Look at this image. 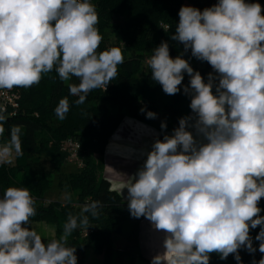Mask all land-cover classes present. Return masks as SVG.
<instances>
[{"label":"clouds","instance_id":"1","mask_svg":"<svg viewBox=\"0 0 264 264\" xmlns=\"http://www.w3.org/2000/svg\"><path fill=\"white\" fill-rule=\"evenodd\" d=\"M171 39L184 52L207 62V81L183 55L173 58L167 42L152 49L151 78L167 95L183 87L191 115L172 133L157 138L141 167L121 190L133 218L147 219L163 234L162 250L150 264H210L241 249L254 254L251 230L264 254V7L250 0H218L203 10L182 6ZM91 0H0V89L30 88L53 70L61 81L76 78L69 92L83 105L88 94L118 77L122 50L100 51L103 36ZM70 110L67 97L54 109L58 120ZM148 119L157 114L146 111ZM0 114V136L5 129ZM161 130L167 128L162 122ZM20 128L0 145V164L23 155ZM71 201V193L62 195ZM35 200L27 187H8L0 196V264H77L68 240L77 228L91 226L102 203L82 205L69 214L59 238L45 242L30 225ZM253 264H264V256Z\"/></svg>","mask_w":264,"mask_h":264},{"label":"trees","instance_id":"2","mask_svg":"<svg viewBox=\"0 0 264 264\" xmlns=\"http://www.w3.org/2000/svg\"><path fill=\"white\" fill-rule=\"evenodd\" d=\"M218 0H91L99 16L97 27L103 36L99 50L111 47L122 50L124 63L118 67V77L107 89L91 91L85 103L77 106L78 97L69 92V84L79 81H61L53 70L46 74L38 85L30 88L14 87L19 95V109L15 117L5 119V129L0 136V143L10 140L11 129L20 128L23 155L14 157L13 164H0V196L8 187H27L35 200L36 215L30 220V227L35 222H44L55 227L58 237L63 232V225L68 215H78L84 203L100 201L102 208L97 218L89 215L91 226L86 237L77 228L69 237V246L76 247L77 264H84L83 252L92 249L101 257V264H114L119 258L128 264L136 261L150 264L140 252L139 231L143 217L137 219L130 215L127 202L111 188V184L98 176V166L93 156L103 158L108 144L124 119L141 120L145 124L155 119H148L146 111L161 114L163 119L157 125L158 138L178 127L181 117L189 115L190 97L185 95L183 87L189 84L185 73L181 91L176 95H167L162 87L151 78L147 61L152 49L167 42L170 55L175 58L183 55L195 71H199L207 81L213 72L211 66L203 61L198 66L190 50L184 52L183 45L171 39L179 21L182 6H192L203 10L211 7ZM264 7V0H250ZM67 97L70 110L66 119L58 120L54 109L60 99ZM157 117V116H156ZM167 128L161 130V123ZM76 140L80 144L79 157L83 168L65 172V154L60 147L66 140ZM42 157L48 159L47 163ZM58 189L71 193V201L45 200L51 191ZM264 216V198L259 202ZM259 227L251 230L253 246L257 249L250 254L241 249L240 264L258 262L264 254L259 252V241L255 236ZM122 236L124 245L121 249L113 247V237ZM45 242L46 239L42 238ZM210 264H238L233 255L221 260L215 253L211 254Z\"/></svg>","mask_w":264,"mask_h":264},{"label":"rangeland","instance_id":"3","mask_svg":"<svg viewBox=\"0 0 264 264\" xmlns=\"http://www.w3.org/2000/svg\"><path fill=\"white\" fill-rule=\"evenodd\" d=\"M195 61L198 66L203 65V61L197 60L196 58ZM189 115H191V112ZM161 118L162 115L158 114L156 119L150 124H145L141 120L136 119H124L111 138L104 157L100 158L93 156V160L98 166V176L107 180L111 184V188L118 194L119 191L116 190V188L119 186L124 187L126 185L129 177L136 173L146 159V155L143 153L150 151L153 141L159 137L156 127L159 122L163 120ZM169 133L171 134L172 132H166V134ZM0 145L2 144L0 143ZM116 148H118L119 151L123 150L126 155L115 154ZM130 153H132L131 157L133 160L129 157ZM14 157L15 154L13 153L11 163L9 164H13ZM42 160L45 161V163L48 161V159L44 157H42ZM73 170H76V168L69 164H65V172L68 173ZM62 195L63 191L55 189L51 191L49 197H44L43 201L49 199L50 201L53 200L64 203L65 201L61 198ZM126 195L127 191L123 196L120 195L123 201H125L124 199ZM31 228L36 230L42 238L46 239L47 242L51 239L59 238L55 233V227L51 224L35 222L32 224ZM123 245L124 238L122 236L113 237V247L115 249H121ZM83 256L84 264H101V257L95 255L92 249H86L83 252ZM138 263L140 262L136 261L135 264ZM114 264H128V261L119 258Z\"/></svg>","mask_w":264,"mask_h":264},{"label":"built area","instance_id":"4","mask_svg":"<svg viewBox=\"0 0 264 264\" xmlns=\"http://www.w3.org/2000/svg\"><path fill=\"white\" fill-rule=\"evenodd\" d=\"M19 95L14 90L0 89V114L4 115L6 119L13 118L17 115L19 109ZM60 151L65 154V161L67 164L76 169L83 168L82 160L79 157L80 144L76 140H66L60 147ZM47 203V201H42ZM88 229L81 231V236L86 237L89 234Z\"/></svg>","mask_w":264,"mask_h":264},{"label":"crops","instance_id":"5","mask_svg":"<svg viewBox=\"0 0 264 264\" xmlns=\"http://www.w3.org/2000/svg\"><path fill=\"white\" fill-rule=\"evenodd\" d=\"M170 135V133H169ZM107 151V150H106ZM121 150L119 151L118 148L115 150V154L117 155H126L125 152ZM132 153L129 154V157L133 160L131 157ZM123 186H119L116 188V190L119 191V194L121 195V190L123 189ZM127 190L124 189L123 193L125 194ZM122 196V195H121ZM126 202L127 200L124 199ZM162 239H163V234L156 232L151 223L144 218V220L140 224V231H139V247H140V252L142 256L147 260L151 261L152 256L157 254L162 250ZM141 264V263H138Z\"/></svg>","mask_w":264,"mask_h":264},{"label":"bare ground","instance_id":"6","mask_svg":"<svg viewBox=\"0 0 264 264\" xmlns=\"http://www.w3.org/2000/svg\"><path fill=\"white\" fill-rule=\"evenodd\" d=\"M139 162V161H138Z\"/></svg>","mask_w":264,"mask_h":264}]
</instances>
